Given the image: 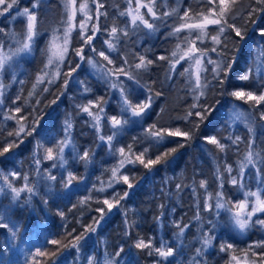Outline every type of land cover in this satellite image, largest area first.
I'll list each match as a JSON object with an SVG mask.
<instances>
[{
	"label": "trees",
	"instance_id": "obj_1",
	"mask_svg": "<svg viewBox=\"0 0 264 264\" xmlns=\"http://www.w3.org/2000/svg\"><path fill=\"white\" fill-rule=\"evenodd\" d=\"M83 2L76 0V5ZM33 3L35 0H18L9 12L0 15V29H3L0 44L5 45V51L17 47L16 41L22 40L24 34L18 21L11 25L9 20L20 9H31ZM100 3L104 5L100 11L107 15L100 16L97 22L96 5L88 0L93 16L88 28L98 23L100 29L91 47L97 52L105 51L113 65H107L90 46L83 48L85 58L81 60L73 51L83 44L80 29L76 28L71 32L68 56L60 66V75L52 83L47 82L52 78L50 75L37 84V75L47 61L49 41L54 33L63 36V21L67 19L65 0H40V7L34 9L38 25L32 51L15 57L11 67L0 74V82L5 85L0 89V151L9 144L17 145L0 155V187L4 188L0 193L3 216L0 222L8 223L11 229L0 228V264H89L90 260L104 264L106 258L116 264H235L233 256L243 264H260L259 254L264 253V246L257 245L264 244V226L255 221L264 220V213H256L249 227L241 232L234 226L228 209L243 201L245 192L260 191L264 199V120L260 119L264 103L254 105L253 101L231 95L237 90L253 91L257 95L264 92V78L258 77L254 64L258 48L264 46V38L259 35L264 28V10H260L264 5L256 0H237L228 22L246 30L243 40L226 30L217 46L209 37L216 35L218 26H208L209 37L203 44L197 41V47H217L221 54L209 51L208 56L222 61L223 65L231 62L232 67L226 78L223 72L216 77L215 65L208 64L202 79L207 87L195 89L194 80L179 75L188 66L184 61H181L183 67L177 65V72L169 78L168 61L158 57H169L175 48L177 38L169 33L181 23L185 11L191 10L190 15L202 11L208 14L212 5L207 0H156L155 10L160 18L152 21L150 15L145 16L155 25L151 32L143 25L133 28L130 17L120 15L129 9L128 0H100ZM135 7L132 0V8ZM252 9L257 11L250 16ZM173 10L174 14L163 16ZM141 12L146 13L147 9L141 8ZM79 18L77 14L74 23ZM114 24L126 29L129 35L118 32L119 40H113L117 49L108 52L105 41L111 39L109 31ZM185 34L181 32L180 36ZM140 55L153 61L146 70L134 68ZM125 58L127 65L123 63ZM89 59L114 69L115 74L102 77L89 64ZM120 67L129 70L135 79L129 80L115 71ZM72 68L76 70L66 76ZM249 68H253L250 79L240 80ZM112 83L118 87L113 88ZM201 90L204 95H200ZM125 96L133 105L149 96L152 102L144 113L134 116L124 103ZM17 107L20 112L15 111ZM82 107H89L93 116L82 111ZM189 111L201 112L203 119L189 116ZM236 112H243L245 118L234 119ZM94 116H99V120ZM113 116L127 123L113 128L110 120ZM37 119L39 123H34ZM66 121L71 127H67ZM21 125L25 131L32 127L36 130L30 136L9 135ZM153 125L155 130L179 129L190 136H166L158 142L149 132ZM113 132L117 134L109 143L107 137ZM101 136L105 139L101 140ZM213 136L225 145L224 151L208 142L207 138ZM236 137L240 140L236 141ZM62 141L67 143L63 145L61 160L58 148ZM48 148L53 149L55 159L45 158ZM120 148L124 149L123 157ZM173 148L175 152L149 168L136 160L137 155L144 153L146 163L149 158L155 159ZM249 150L260 153V157H254L255 164L244 168L241 178L240 165ZM84 152L89 153L87 160L80 158ZM121 159L124 165L119 168V174L129 176L131 189L112 176V169ZM228 166L231 173L226 170ZM69 173L75 179L65 187L63 181ZM25 175L27 181L23 179ZM49 175L56 180H49ZM3 176H8L16 187L27 183L34 193L22 192L13 201ZM233 176L239 180L236 185L231 183ZM201 181L207 182L206 187L200 186ZM125 191L128 196L108 211L103 200L115 203L113 197H123ZM220 192L223 196L218 198L216 194ZM218 199L225 204L224 208L215 207ZM248 199L251 201L252 197ZM205 201L212 206L210 210L205 209ZM100 208L106 209L103 219L97 211ZM97 220L99 223H94ZM177 225L184 228L182 234ZM89 226L95 231H89ZM78 236L83 238L77 243ZM205 237H211L207 246L203 242ZM139 239L151 240V255L150 249L135 246ZM162 243L172 247L175 255L162 260L154 251ZM228 244L232 248L221 251V245ZM121 248L123 251L115 256Z\"/></svg>",
	"mask_w": 264,
	"mask_h": 264
},
{
	"label": "snow or ice",
	"instance_id": "obj_2",
	"mask_svg": "<svg viewBox=\"0 0 264 264\" xmlns=\"http://www.w3.org/2000/svg\"><path fill=\"white\" fill-rule=\"evenodd\" d=\"M209 4L212 5L211 8L208 10V14H205L203 11L200 13H196L194 15H190V11H185L183 16L180 17L181 23L177 26H174L172 29V32L169 33L171 36H175L177 38V44L175 45V48L170 53L169 57L161 56L158 57L160 60H167L169 63V78H171V74H174L177 72V65H181V61H184L188 66L183 68L182 72H179V75L187 76L190 81L194 80L195 82V89H203L207 87V83L202 84L203 79V73L208 71L207 65L213 64L215 65L214 72L216 74V77H219L221 72L224 73L225 78L227 77V72L231 69L232 63L229 62L226 65H223V62H218L215 60H212L208 53L215 52L218 55L221 53L218 52L217 47H212L211 49H205L201 47H197V41H199L201 44L204 43V39L206 37H209L208 33V26L209 25H216L218 26L216 29V35H212L209 38L211 41L219 46L221 44L220 37L223 36L226 30H231L235 33V36L239 37L241 40L245 38L246 30L242 31L241 28L236 27L234 24H230L228 22L229 16L232 14L234 6L237 2V0H207ZM92 3L96 5L95 9V19L98 22L100 16H106V12H101L100 9L104 7L102 3H100V0H92ZM129 3V9L121 12V16H129L130 17V24L133 26V28H137L140 25H143L146 29H148L150 32L155 30V25L153 22H150L149 19H146V15H150L152 21H155L159 19L160 17L157 14V11L155 10L156 7V0H148L147 3L142 2V0H135L136 7L132 8V0H128ZM256 3L259 5H264V0H256ZM18 4V0H0V15H3L7 12H9L14 6ZM40 7V0H35V3L32 4V8H24L22 12L19 13V15H22L26 18V25H25V31L23 34L22 40H17V47L12 49L11 47L8 48L7 51H5V45L0 44V74H3L7 68L11 67V63L15 57H18L21 54L24 53H30L32 51V43L34 40V37L37 35V25H38V17L37 13L34 11V9H37ZM65 12L67 13V19L63 21L65 27L63 29V36L53 34V38L49 41V44L46 49V56L47 61L44 65V68L41 69V72L37 75L36 83H43L46 77H49L51 75L52 78L48 79V83L54 82V79L57 78L60 75V66L64 63L65 59L68 56L69 52V45H70V35L73 30H75L77 27H79L80 32V38L83 41L82 46L79 49H74L75 54L83 60L84 54H83V48L85 46L91 47V42L96 34L98 32L99 26L98 23H92L91 29L88 28V24L90 21H92V9L89 8L88 0H84L83 3H80L79 7H76V0H65ZM141 8H146L147 12H141ZM264 10V9H260ZM77 11H79L84 19L80 21L79 25H76L74 23V19L76 16ZM257 9H252V11L249 13V15H253ZM175 13V10H173L172 13H163V16L167 17ZM255 21H253L254 23ZM91 31V34L89 35L88 32ZM106 31H109L106 29ZM0 32H3V29H0ZM119 33H122L124 36H128L129 33L126 29H120L117 25H113L109 31V36L111 37L110 40L105 41L107 45V51L113 52L117 49V44L113 43V40L118 41L119 36L117 35ZM185 32L186 34L181 37L180 33ZM259 35L264 38V28L260 30ZM13 36H15V33H13ZM183 45V47H182ZM225 47H227L225 45ZM91 50L93 52H97L95 47H91ZM97 55L99 57L103 58V61L107 62V65H113L114 61L105 53V51H99L97 52ZM235 58L233 57V60ZM139 63H136L134 65L135 69H144L146 70L149 65L153 63L152 60L146 59L145 56L140 55L138 56ZM89 64L96 69L98 72L101 73L102 77L110 76L115 74L114 69L108 68L105 64L89 59ZM123 63L127 65L129 62L125 58ZM255 64V72L257 73L258 77L264 78V46H260L257 51V59L254 61ZM77 68L79 65L76 66ZM133 67V66H130ZM183 67V65H181ZM51 70V71H50ZM75 68H72L69 73H66V76H70L72 71H75ZM115 71H118L121 75L127 76L129 80L135 79V76L124 67H120L118 69H115ZM253 72V68H249L247 72H245L244 75L240 76V80L247 81L250 79V76ZM220 83L223 84V80H220ZM65 85H67V79L65 80ZM35 84L33 87L35 88ZM113 88L118 87L116 83H112L111 85ZM5 85L0 82V89H3ZM44 91H47L45 88ZM151 91V90H150ZM124 89L121 87V93L123 94ZM0 95H2V92H0ZM31 95V93H30ZM156 95H160V93H156ZM200 95H204V92L201 90ZM232 96H235L236 98L240 100L247 101H253L254 105H259L261 103H264V92H261L259 95L254 93L253 91H244V90H237L233 91L231 93ZM19 99V97H17ZM196 99H199L197 97ZM152 102V96H149L146 101L138 103L133 105L130 100L127 99L125 96L124 103L127 106V108L131 109L132 114L134 116H140L142 113L145 112L147 108L150 107ZM55 103V101H53ZM91 105V102H89ZM193 108L196 107L195 104L192 105ZM16 112H20L21 109L17 107L15 109ZM82 111L87 112L89 116H93V113L89 110V107H82ZM102 111V109H101ZM123 111V110H122ZM189 116L191 115H197L201 116V119H203V116L201 112L192 113L189 111ZM13 118V117H9ZM245 118V114L243 112H236L234 119H241ZM23 119V118H22ZM95 120H99V116H94ZM260 119L264 120V112L260 114ZM111 124L113 128L118 129L122 124L127 123L126 120L122 121L120 119H117L115 116L110 118ZM34 123H39V120H35ZM67 127H71L70 124L65 122ZM35 127L30 128L28 131H25V128L23 125L19 127V129L15 133H9V135H16L19 136L21 133H24L26 136L32 135L33 132H35ZM67 130V129H66ZM251 131V129H249ZM150 134L156 138L158 142L163 141L166 136H184L189 137V132H181L179 129H176L175 131L171 130H155V125H153L149 129ZM117 133L113 132L112 135L107 137V140L109 143H111L113 136H115ZM101 140H104L105 137L101 136ZM209 143L215 144L221 151H224L225 145L222 144L215 136L207 138ZM240 137H236V141H239ZM234 141V143L236 142ZM22 142V141H21ZM61 146L58 148V154L62 158L63 154V145L67 143V141L60 142ZM17 146L14 143L9 144L7 147H4L2 151H0V155H3L4 153L8 152L11 147ZM251 148V145H250ZM123 157L124 149L120 148L118 150ZM147 150H145L146 152ZM176 149H171L169 152H165L162 155L156 156L155 159L149 158L147 162L145 163L143 156L144 153H140L136 156V160H138L141 164L144 165L145 168H149L150 166L156 165L164 161L168 155H170L171 152H175ZM129 152H131V146H129ZM89 157L88 152H84L83 156L80 158L83 160H87ZM254 157H260V153H253L251 150L247 152V154L244 157V161L241 162L240 165V176L242 178L244 168L247 165H254L255 160ZM46 159H55L56 157L53 155V149L48 148L46 149ZM129 162H134L131 159H129ZM39 163V161H37ZM124 160L121 159L118 166L112 169V176L114 179L117 180V182L122 181L124 184H127L128 188L131 189L133 185L129 182V176L119 174V168L123 167ZM55 167V165H53ZM229 173H231L232 168L231 166H228L226 169ZM259 171V170H258ZM119 174V175H118ZM12 176H17V173H11ZM118 178V179H117ZM3 181L6 183L7 188L10 189L11 193L13 194L12 199L13 201L17 200L20 197V194L22 192H28L30 194L34 193V188L29 187L27 183H25L22 187H16L12 183V181L9 179L8 176L2 177ZM25 181L28 180V177L25 175L23 177ZM49 180L55 181L56 177L49 175ZM75 179V177L72 175V173L68 174V177L65 181H63L64 186L68 187L72 181ZM231 183L236 185L239 183V180L236 176H233L231 178ZM207 182L201 181L200 186L206 187ZM111 186V182H110ZM222 187V185H221ZM177 188H180V185H177ZM103 189H101L102 191ZM4 192V188L0 187V193ZM217 197H222L223 193H217ZM245 199L243 201H240L238 203H235L232 205V208H229L228 211L232 213L231 219L234 222V225L241 231H245L249 225L250 222H252V217L256 213H264V199H262V193L260 191L257 192H245ZM128 196V192L125 191L123 193V197H113V200L115 203L110 201L109 199H104L103 204L107 206V210L110 211L114 206L119 204V200L123 199L124 197ZM249 197H254V200H249ZM249 205H251L249 210ZM162 207V206H161ZM205 209L210 210L211 205L205 201L204 204ZM215 207L217 209L224 208L225 204L221 203L219 199L217 200V203L215 204ZM237 209L236 211H232V209ZM101 213L100 219H103V214L105 213L106 209L100 208L97 209ZM62 215V214H61ZM199 218V216H197ZM3 220V216L0 215V221ZM94 223H99V221H94ZM255 223H259L260 225L264 226V220H256ZM178 228H180V233L182 234L184 231V228H181L180 225H177ZM184 227H187L185 225ZM0 228L9 229V224L0 222ZM11 230V229H9ZM89 231H95V228H92L89 226ZM13 235L15 233L13 232ZM82 236L76 237L77 243L82 239ZM204 244L207 246L211 242V237H205L204 238ZM53 244L58 243V241H52ZM74 247L76 245H73ZM138 249H150L149 254L151 255V249H152V242L151 240L145 242L143 239H139L135 245ZM264 246L262 245H257ZM232 245H221V251H225L227 249H231ZM123 251V248H121L118 252L115 253V256H119L120 253ZM154 251L156 254L162 258V260H166L170 256L175 255V250L172 247H166L163 243L159 248H155ZM199 253V249L197 250ZM40 255H43L44 253H39ZM253 255H256V253H253ZM261 257L260 264H264V253L259 254ZM245 261H247V253L244 254ZM233 260L236 261V264H241V261L233 256ZM89 264H94L93 260L89 261ZM104 264H116V262L113 259L106 258L104 261ZM157 264H160V262H157ZM254 264V262H253Z\"/></svg>",
	"mask_w": 264,
	"mask_h": 264
},
{
	"label": "rangeland",
	"instance_id": "obj_3",
	"mask_svg": "<svg viewBox=\"0 0 264 264\" xmlns=\"http://www.w3.org/2000/svg\"><path fill=\"white\" fill-rule=\"evenodd\" d=\"M76 7L78 8L79 7V5H76ZM23 11V9H20L19 11H17L15 14H13L12 15V17H11V19L9 20V22H10V24L12 25V23L14 22V21H18L19 23H18V25H19V27L23 30V32L25 31V25H26V18L25 17H23L22 15H19V13L20 12H22ZM77 14L78 15H80V18H79V21H77V23H75L76 25H79L80 24V21L82 20V19H84V17L82 16V14L79 12V11H77V13H76V16H77ZM76 16H75V18H76ZM75 20V19H74ZM77 28H79V27H77ZM52 39V38H51ZM50 39V40H51ZM255 198L254 197H252V200H254ZM251 207V205L249 206V208ZM235 226V225H234ZM236 227V226H235ZM237 228V227H236ZM238 229V228H237ZM235 264H236V262H235ZM241 264H243V263H241Z\"/></svg>",
	"mask_w": 264,
	"mask_h": 264
}]
</instances>
